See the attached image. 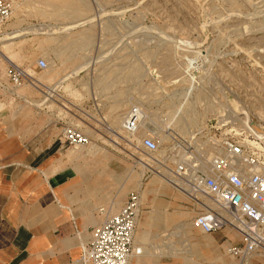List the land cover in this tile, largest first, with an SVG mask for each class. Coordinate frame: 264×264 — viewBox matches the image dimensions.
I'll use <instances>...</instances> for the list:
<instances>
[{"label": "rangeland", "instance_id": "obj_1", "mask_svg": "<svg viewBox=\"0 0 264 264\" xmlns=\"http://www.w3.org/2000/svg\"><path fill=\"white\" fill-rule=\"evenodd\" d=\"M12 6L0 28V91L9 97L0 105L21 112L34 129L28 140L41 160L37 174L60 176L62 186L74 188L75 209L96 210L99 223L105 216L97 210L114 214L130 192H141L136 242L143 255L131 264H237L222 248L224 236L238 242L236 234L193 229L202 203L144 169V154L121 122L139 106L142 134L154 135L162 151L185 143L205 153L214 134L245 145L254 141L247 132L264 137V0H12ZM13 71L22 74L21 86L10 81ZM67 126L90 144H65ZM78 238L82 255L87 238ZM81 255L73 264H83ZM247 264H264V253Z\"/></svg>", "mask_w": 264, "mask_h": 264}, {"label": "built area", "instance_id": "obj_2", "mask_svg": "<svg viewBox=\"0 0 264 264\" xmlns=\"http://www.w3.org/2000/svg\"><path fill=\"white\" fill-rule=\"evenodd\" d=\"M12 0H0V28L12 17ZM40 60L38 67L46 68ZM14 86H21L20 72L10 73ZM226 124V122H225ZM142 110L132 106L124 115L122 129L144 154L143 167L152 175H160L174 189L192 202L202 203L191 226L205 234L228 230L238 242L227 244L225 254L237 264H247L256 253H264V163L261 154L264 140L247 132L253 144H244L233 137H210V151H191L187 144L161 150L152 134H142ZM232 125L231 123L226 126ZM234 125V124H233ZM241 134L246 131L241 130ZM64 143L74 147L90 144L80 130L65 127ZM208 199L210 204L201 202ZM143 207L142 193L130 192L123 207L108 214L96 226L82 249L83 264H131L143 255L136 242V232ZM101 211H104L102 209Z\"/></svg>", "mask_w": 264, "mask_h": 264}, {"label": "crops", "instance_id": "obj_3", "mask_svg": "<svg viewBox=\"0 0 264 264\" xmlns=\"http://www.w3.org/2000/svg\"><path fill=\"white\" fill-rule=\"evenodd\" d=\"M6 98L0 91V101ZM33 132L21 112L0 105V264H73L81 255L78 234L83 233L88 241L100 223L93 217L96 210L75 209L74 188L62 186L60 176L44 179L37 174L41 160L28 140ZM106 210L97 212L113 214ZM224 237L225 251L236 240Z\"/></svg>", "mask_w": 264, "mask_h": 264}, {"label": "bare ground", "instance_id": "obj_4", "mask_svg": "<svg viewBox=\"0 0 264 264\" xmlns=\"http://www.w3.org/2000/svg\"><path fill=\"white\" fill-rule=\"evenodd\" d=\"M123 124V119H122V122H121V125ZM227 125V124H226ZM226 125H224V126H226ZM256 130V129H255ZM257 137H259L260 139H263L264 140V137H260V136H257ZM145 169V168H144ZM168 182V181H167ZM169 184H170V182H168ZM172 185V184H171ZM173 186V185H172ZM206 200V203H208V204H210L209 202V200L208 199H205ZM137 234V233H136ZM81 262V261H80Z\"/></svg>", "mask_w": 264, "mask_h": 264}]
</instances>
